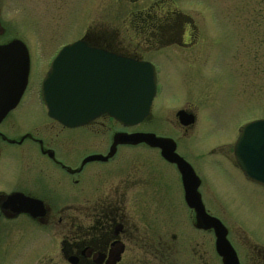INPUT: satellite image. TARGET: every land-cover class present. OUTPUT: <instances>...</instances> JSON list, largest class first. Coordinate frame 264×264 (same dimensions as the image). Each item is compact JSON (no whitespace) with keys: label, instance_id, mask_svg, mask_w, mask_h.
<instances>
[{"label":"rangeland","instance_id":"374dc122","mask_svg":"<svg viewBox=\"0 0 264 264\" xmlns=\"http://www.w3.org/2000/svg\"><path fill=\"white\" fill-rule=\"evenodd\" d=\"M18 1L25 42L41 72L61 47L87 35L156 65L158 95L150 117L134 129L177 142L178 152L204 177L202 202L226 227L240 264H264V187L222 169L235 163L240 127L264 119V0ZM177 33L179 41L168 38ZM186 109L197 115L188 131L176 117ZM113 163L154 165L152 195L135 200L142 233L151 223L155 238L171 241L175 235L171 244L177 247L168 255L183 264H205L201 257L222 264L213 234L192 226L178 178L154 173L166 163L158 150L121 148ZM13 234L0 246V264H67L54 233L41 231L35 239L34 233Z\"/></svg>","mask_w":264,"mask_h":264},{"label":"flooded vegetation","instance_id":"af4514ba","mask_svg":"<svg viewBox=\"0 0 264 264\" xmlns=\"http://www.w3.org/2000/svg\"><path fill=\"white\" fill-rule=\"evenodd\" d=\"M21 6L22 1L0 0V47L20 41L27 46L30 60L23 95L10 110H0V246L3 242L6 244L9 236L15 237L14 232L20 237L34 233L31 238L35 239L42 231L48 237L51 233L55 238L58 236L59 248L67 264H183L182 259L174 258L175 261L168 255L177 247L171 244L175 242V235L171 241L162 235L155 238L151 223L142 233L135 217V200L152 190L150 168L153 163H145L144 166L113 163L121 148L143 146L158 150L166 162L161 163V171L154 170V173L167 174L169 171L178 178L181 197L191 213L192 226L213 234L215 256L224 264L216 248L214 230L200 227L195 209L186 202L183 172L178 164L167 161L159 148L120 140L122 135L155 134L134 129L150 117L154 102L150 115L134 126L121 124L109 113H101L77 127L67 126L49 116L42 85L63 47L48 62L47 69L41 72V66L35 63V55L25 42ZM171 36L167 37L180 40L179 35ZM96 38L103 41L93 40L88 35L79 40H84L97 53L88 59L92 63L90 66L97 71L106 69L111 61L115 67V56L142 60L122 53L105 38ZM95 75L98 72L92 73ZM180 111L190 115L192 122L182 123L178 116ZM180 111L176 117L181 128L188 131L195 126L197 115L191 109ZM175 144L176 152L188 162L198 178V193L203 199L205 194L201 187L204 177L195 163H190L178 152L177 142ZM76 146L80 148L74 150ZM92 157L101 158L90 159ZM222 169L235 177L240 176L242 182L264 187L247 178L236 159L235 163L222 166ZM200 259L206 264L203 257ZM52 262L50 260L49 263Z\"/></svg>","mask_w":264,"mask_h":264},{"label":"water","instance_id":"95a60500","mask_svg":"<svg viewBox=\"0 0 264 264\" xmlns=\"http://www.w3.org/2000/svg\"><path fill=\"white\" fill-rule=\"evenodd\" d=\"M96 54L84 40L69 44L60 51L42 86V96L49 116L70 127L86 124L101 113H109L125 126L142 123L150 115L157 94L154 64L115 56V67L111 61L106 69L99 68L97 71L88 60ZM29 65L28 49L24 43L14 41L0 47L2 112L13 108L23 95ZM93 72H98V75L92 76ZM178 116L184 124L192 122L186 112L180 111ZM120 140L133 144L146 143L159 148L167 161L178 164L183 172L186 202L195 209L199 226L214 230L216 248L224 264H240L228 240L226 227L206 211L198 193V178L188 162L176 152L175 142L149 133L122 135ZM234 153L247 178L264 185V119L249 122L241 128ZM97 158L101 157L90 159Z\"/></svg>","mask_w":264,"mask_h":264}]
</instances>
